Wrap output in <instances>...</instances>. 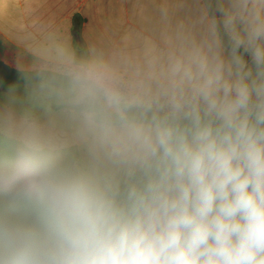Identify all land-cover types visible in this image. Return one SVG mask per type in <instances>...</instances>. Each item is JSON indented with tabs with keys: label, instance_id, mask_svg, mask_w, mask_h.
Returning a JSON list of instances; mask_svg holds the SVG:
<instances>
[{
	"label": "clouds",
	"instance_id": "9594fccd",
	"mask_svg": "<svg viewBox=\"0 0 264 264\" xmlns=\"http://www.w3.org/2000/svg\"><path fill=\"white\" fill-rule=\"evenodd\" d=\"M146 13L107 42H20L0 264H264V0Z\"/></svg>",
	"mask_w": 264,
	"mask_h": 264
},
{
	"label": "crops",
	"instance_id": "0c3cea01",
	"mask_svg": "<svg viewBox=\"0 0 264 264\" xmlns=\"http://www.w3.org/2000/svg\"><path fill=\"white\" fill-rule=\"evenodd\" d=\"M151 0H0V62L15 69L20 43L55 33L86 46L118 38Z\"/></svg>",
	"mask_w": 264,
	"mask_h": 264
},
{
	"label": "trees",
	"instance_id": "16d2710c",
	"mask_svg": "<svg viewBox=\"0 0 264 264\" xmlns=\"http://www.w3.org/2000/svg\"><path fill=\"white\" fill-rule=\"evenodd\" d=\"M16 79V70L0 62V81L11 83Z\"/></svg>",
	"mask_w": 264,
	"mask_h": 264
}]
</instances>
